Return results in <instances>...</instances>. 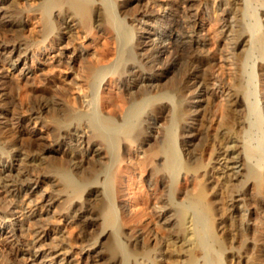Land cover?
I'll return each instance as SVG.
<instances>
[{
    "label": "bare ground",
    "instance_id": "6f19581e",
    "mask_svg": "<svg viewBox=\"0 0 264 264\" xmlns=\"http://www.w3.org/2000/svg\"><path fill=\"white\" fill-rule=\"evenodd\" d=\"M8 1L0 0V29L13 40L0 43L1 62L12 70L22 65L24 75L43 51L52 68L63 66L74 79L50 98L38 94L27 107L15 106L0 83V239L7 233L21 246L16 231L25 229H15L11 220L17 213L34 226L48 221L43 205L40 212H25L19 204L20 193L32 192L30 170L13 176L12 161L33 166L43 155L68 147L74 153L72 171L52 165L39 180L55 181L59 189L48 200L65 197L72 209L84 207L82 195H101L95 212L99 237L107 242L101 247L95 239L82 248L91 261L264 264V234L259 232L264 229V0H175L181 10L161 6V31L155 35L170 44L164 60L161 44L146 48L138 34L156 18L152 0L136 14L130 8L138 0H33V8L7 10ZM30 14L37 25L28 38L22 17ZM204 16L211 23L208 37L200 32ZM97 27L104 43L89 53L84 42ZM214 39L219 44L206 50ZM170 73L182 74V80L177 75L162 90L159 82ZM188 85L193 88L189 93ZM47 109L51 115L44 121ZM165 111L166 124L153 127ZM31 119L48 129L49 145L35 143L45 147L31 155L17 147L8 150L12 140H7L6 126L19 130ZM211 126L215 132L205 158ZM180 139L190 148L184 160ZM136 171L153 177L158 188L137 192L130 177ZM180 174L194 179L192 189L182 191ZM123 175L130 206L136 208L120 221L115 201ZM157 190L161 194L150 210ZM2 198L9 203L6 210ZM148 212L158 214L159 227L170 228L169 238L159 242L146 231L124 243V229L141 223ZM60 241L49 254L36 240L19 246L20 253H28L30 264H71L67 244ZM0 264L15 263L2 257Z\"/></svg>",
    "mask_w": 264,
    "mask_h": 264
},
{
    "label": "rangeland",
    "instance_id": "374dc122",
    "mask_svg": "<svg viewBox=\"0 0 264 264\" xmlns=\"http://www.w3.org/2000/svg\"><path fill=\"white\" fill-rule=\"evenodd\" d=\"M148 1L150 0H138L136 3H134L131 6L130 8L131 13L136 14L139 9L143 8L146 5H149ZM152 1L154 2V4H151V6H155L154 15L156 18L153 19V21L150 23L149 26H143L142 30L141 29L138 30V34L141 36V40L146 41V44H147L146 48H150L153 45V43H155V41L157 44L160 43L159 40L157 39V36L155 35V34H158V32L160 33L161 31V29L157 27V22L159 23L163 15V13L161 12V9L159 8L161 6L164 7L166 5H176V6H180L179 7L180 10L182 9L181 8L182 5L177 4L175 0H152ZM25 2L26 4H24V0H9L7 3L3 5V8L9 10L12 8H19V7L20 8H23V7L33 8L34 7L33 0H25ZM22 19L24 23L23 34L24 36L30 38L31 36L35 35L36 25H37L36 19L31 14L23 15ZM200 24L203 26V31H200L199 29L202 36H205V37L210 36L209 33L206 31L209 28V25L211 24L207 16H204L203 23H200ZM12 40L13 38L8 32H4L0 29V43L9 42L7 44H11ZM215 42L216 44H219V42L216 39H214V42L212 41L211 44L205 47V49L209 50L210 48L215 47L216 45L214 44ZM103 43H104L103 32L101 29L97 27L94 30V32L89 36V38L84 42V46H87L88 52L92 53L94 51L95 45L101 46ZM160 44L164 50L159 55V57L162 58L161 60H164L165 57L168 55V53L171 51L169 49L170 44L168 41H162ZM61 46L64 47L65 45L62 43ZM40 53L41 55H39V57L41 60L39 62L35 61L34 67H31L29 68V70L25 71L24 75L20 74V69L22 65H19L16 70L15 69L12 70L11 67L8 68L7 65L1 62V58H0V75H1L0 77H4V78H0V83L4 91L8 92V94L11 97H13L12 101L15 104V106L18 105L20 107L22 106L27 107L28 102L34 101L38 94L44 95L45 97L50 98L52 96L53 90L60 89V88H68L74 79L73 73L65 70L63 66L52 68V66L49 64V61L46 59L47 57L46 52L40 51ZM13 64L15 65L14 62ZM26 66L30 67L31 63L27 62ZM184 72L185 71H182V74ZM173 74L172 73L168 74L166 78L162 79L161 82H159L162 84L161 86V88L163 87L162 90L165 89V86L167 87L170 86V84L173 83L174 78L178 79L180 77V80H182V77H183L182 74H180V76L179 74H174V75ZM188 89L189 90L187 93H189V91L192 90L193 88H191L190 85H188ZM98 98L100 100L101 94H99ZM50 115H51V112L48 109L44 110L42 113L43 120L48 121L50 119ZM168 118H169V113L168 111H165L164 113H162L159 119L154 120V123L156 124L155 126L153 125V127L166 124V122L168 121ZM37 121L35 119L34 120L31 119L29 122H27V124L25 123L24 126L20 128L19 130L18 128H13L7 125L5 135H7L8 137L7 140L9 141L12 140L11 145L7 146L8 150L12 148L16 149L17 147L25 154L28 153L27 155H31V153L35 151L38 153V149L40 150L41 148L45 147L42 145L39 147L35 143L39 142L46 146L49 145L51 134H49L47 128L42 127V124H39V121L38 122ZM8 123H10V121H7L6 124ZM205 124L207 125V121ZM214 129H215V126H211V128L209 129L210 136L208 135V138L210 137L209 138L210 143L207 145L206 152H205V158L207 157L208 155L207 153L209 152L208 146H212L211 139L213 138L211 136L214 135L213 134L215 132ZM178 133L180 134V131H178ZM179 142H180L179 148H181L182 153H183L182 159L184 160L186 156L188 155L189 153L188 151L190 150V148L189 146L185 145L182 139H180ZM72 154L74 153L72 152L70 148L62 147L59 150V152H53L48 155H43L41 157L42 159L37 160L33 166L25 167V165H23L24 164L23 162L19 163L20 161H16V160L12 161L11 165L13 166V170L11 171V174L13 176L15 175L17 176L19 175V173L24 172L28 169L30 170L28 171V173H30L29 178L31 179L30 187L32 188V192L31 194L30 193L27 194L29 195L30 198L24 193H20L19 204H22L25 212H28V211L31 212L34 210H35L34 212L36 211L40 212V208H42L41 206L43 205V208L41 209L42 216L43 217L45 216V218H48V221L43 220L45 222H38V225L34 226V224L32 223L33 220L31 218H22L20 214L17 215L18 213L15 216H13L11 220L12 222L16 223L15 229L19 230L20 227H21V230L25 229V231H22L23 235L20 231H16V234L20 235L19 243L24 244L28 242H34V240L39 241V243H37L36 246H38L39 244H40L39 246L42 245L41 246L42 249L40 248L43 251L42 253L49 254L51 252V249L55 247L53 245L58 244L59 242H61L60 240H62L67 244L65 245V249L69 250V253L71 255L70 256L71 264H103L104 260L96 261V259H93L91 261L90 259L86 258V256L83 255L84 251L82 252V248L85 247L84 250H86L87 249L86 245L92 241H95V239H98L100 241L101 247H104L105 244L103 243L107 242L106 236L103 238L101 236L99 237V234L101 232V225H100L101 222H99L100 220H98L99 218L97 217L96 212H95L98 209V203H99V200L101 199L100 198L101 195L96 194V193L95 194L93 193L92 195H82L81 199L82 200L85 199V201H83L84 207H81L78 205L77 207L72 209L71 208L72 204H70L71 201L69 202V200H67L65 197L59 198L57 201L54 200L55 198H52V200H48L50 199V197H52V194H53L52 192H55L56 189L57 190L59 189V187H56L55 181L46 180V179L39 180L40 178L39 174L47 172L52 165L64 166L65 168H68L69 170L72 171L71 169L73 168L71 165L72 160H73ZM87 158H90V155H88ZM134 161H136L135 156H134ZM4 164L8 165L9 163H4ZM130 177H131V181L135 183L136 185L137 192L145 191L146 193H150L154 187L155 189L158 188V186H156L155 179L153 177L148 178L146 174L140 171L139 172L136 171ZM36 178L38 181L36 180ZM121 180H122L121 187H120L121 193H120V196L117 198V202L115 201V205H117V208L119 207L118 217L120 221H122V217L124 216L128 217L132 212L135 211V208H136L134 205L130 206L131 200L128 198L129 191L127 190V185L129 183L127 182V178L125 177V175H123ZM179 182L180 184H182L181 188L183 192L192 189L194 185V179L192 177L187 178L184 176V174L182 175L180 174ZM156 194L154 195V198L152 197V200L150 202V206H149L150 210L152 209L151 207H153L152 205L157 203L156 200L157 198H159L158 196H160L161 191L157 190ZM3 201L4 202H2V205L4 206V209L6 210L9 203L6 202L5 199ZM28 201H31V203H29V206H27ZM149 212L146 215H144L142 220H140L141 223L139 222L134 227H132L131 225L127 226V228L124 229L125 231L124 235L126 236L123 235L124 238L123 237L121 238L124 243H126V239L128 238L131 239V237H134L137 232L144 233V234L149 232V235L150 234L152 236L155 235L154 237H156L159 242L160 240H162V238L163 239L165 237H166L165 239L169 238L170 231L168 230L170 228L166 226L162 228L159 227L156 224L158 220V217H157L158 214L154 212H151L152 214H150ZM19 217L20 219H18ZM0 227L2 228L3 225ZM260 230L261 231L259 232H263L261 234H264V231H263L264 229L262 228ZM7 231H9V229H5V232ZM7 235L9 234L5 233L2 236L5 239H3L2 237L0 239V259H2V257L4 258L7 257L11 259V261H13V263L15 264H27V263L30 264L28 253L26 252L20 253V249H21L20 247L24 248L25 246L22 244L21 246L18 245V242L13 240V238L9 239V237H6ZM257 254L259 255L260 253L257 252ZM61 258H64V256L61 255L58 259L60 260ZM58 259L57 261L59 263ZM42 260L43 259L41 257L38 258V261H42ZM163 264H167V263H163Z\"/></svg>",
    "mask_w": 264,
    "mask_h": 264
}]
</instances>
